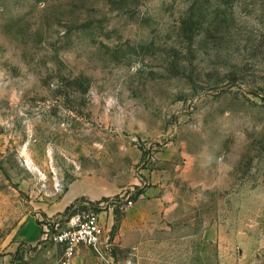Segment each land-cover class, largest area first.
Segmentation results:
<instances>
[{
	"label": "rangeland",
	"instance_id": "374dc122",
	"mask_svg": "<svg viewBox=\"0 0 264 264\" xmlns=\"http://www.w3.org/2000/svg\"><path fill=\"white\" fill-rule=\"evenodd\" d=\"M0 264H264V0H0Z\"/></svg>",
	"mask_w": 264,
	"mask_h": 264
},
{
	"label": "built area",
	"instance_id": "2783aa9c",
	"mask_svg": "<svg viewBox=\"0 0 264 264\" xmlns=\"http://www.w3.org/2000/svg\"><path fill=\"white\" fill-rule=\"evenodd\" d=\"M133 201H129L132 205ZM102 228L99 223V216L94 212L75 213L69 220L67 229H63L54 235L57 243L65 246V254L72 258L77 253L81 244L92 246L94 250L102 254L101 248Z\"/></svg>",
	"mask_w": 264,
	"mask_h": 264
},
{
	"label": "trees",
	"instance_id": "16d2710c",
	"mask_svg": "<svg viewBox=\"0 0 264 264\" xmlns=\"http://www.w3.org/2000/svg\"><path fill=\"white\" fill-rule=\"evenodd\" d=\"M74 205H75V204H74ZM74 205H73V206H74ZM73 206L69 207L67 210L69 211Z\"/></svg>",
	"mask_w": 264,
	"mask_h": 264
}]
</instances>
